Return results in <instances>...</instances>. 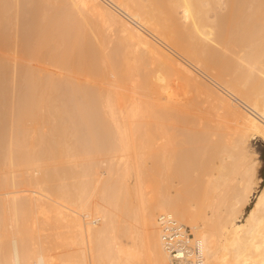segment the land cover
Returning a JSON list of instances; mask_svg holds the SVG:
<instances>
[{"label":"bare ground","instance_id":"bare-ground-1","mask_svg":"<svg viewBox=\"0 0 264 264\" xmlns=\"http://www.w3.org/2000/svg\"><path fill=\"white\" fill-rule=\"evenodd\" d=\"M36 1L33 11L42 14L36 17L43 20L41 23L37 20L39 25L36 23L38 31L37 26L33 31L34 40L31 36L32 39H25V36L24 41H34L30 48L26 41L27 49L24 47L26 42L22 41V44L20 37L17 39L20 31L17 32V25L22 18L21 1L0 0V27L5 29L1 33L0 28V61L6 58L18 64L21 53L17 50V56L15 49L22 45L21 48L29 53L26 60L20 55L23 56L21 61H26L24 65L21 61V65L18 64L19 69L23 65L22 74L18 73L20 70L17 72L18 67L16 69L13 61L9 65L3 60L7 65L5 71L0 63L7 79L1 75V69L0 77L16 84L18 73L25 86L21 102L11 104V108L5 107L10 111L2 109L6 112L2 113L6 122L0 121L6 125L2 124L3 130L8 131L6 127L11 126L9 132L5 130V135L0 137V158L3 157L5 164L10 166L7 171H1L0 167V210H10L22 225L29 222L35 227L52 218L61 231L53 237L57 243L55 250L51 249L59 252L51 250L50 253L47 245L43 241H34L33 236H28V240L26 235L38 231L30 233L25 226H20L18 231L6 235L5 243L0 233V264H168L169 255L162 245L157 224V215L166 211L175 213L200 238L204 264H264L263 183L245 222L239 215L257 192L256 186L262 178L257 177V164L248 154L246 143L252 135L264 139V0ZM91 17L109 33L117 27L125 42H120L110 52L107 50L110 37L107 33L101 34L100 30L102 44H97L96 37L83 29L86 23L94 22ZM4 42L9 43L7 48L13 55L9 53L6 57V51H1ZM232 42L240 44L242 49L239 54L235 51L236 58H232V50L237 49L235 46L232 49V45L233 54L226 58L222 51ZM172 50L187 61L178 59ZM130 53L144 59L148 68L151 64L155 66L154 69L151 67V73L147 71L148 81L144 79L147 74L144 71L141 72V75L144 73L143 83L134 79L136 68L131 64ZM188 61L211 79L218 88L216 91L220 90V93L215 92L221 110L231 111L235 120L233 125H237L232 139H223L228 134L225 133L216 142L214 140V144L207 142L203 152L208 151L209 156L204 161L200 158L198 164L203 176L197 172L200 178H196L198 183L203 181V192L182 188L185 193L171 194L169 187L170 194H165L158 188L159 184L155 186L157 193L147 198L143 174L136 169L137 162L131 159V154L136 152H132L137 147L133 143L135 139L157 144L152 160L157 169L163 165L182 174L196 167V156L199 158L197 150L188 155L185 151V154L177 153L178 161L174 150L168 149L176 132L172 135L173 130L165 128L162 122L165 118L178 119L177 113H180L177 108L182 99L175 94L173 75L181 73L187 81L198 83L199 74L185 63ZM230 71L235 77L229 80L230 76L226 78L225 72ZM106 72L110 76L106 79L108 84L104 81L108 77ZM60 89L69 95L66 98L73 104L64 99ZM177 96L180 97L178 103ZM184 105L179 106L185 108ZM152 112L157 119L154 128L152 122V126H148L149 123L145 126L141 121V116L149 113L150 117ZM188 113L186 110V116ZM6 133H10L9 137ZM204 134L194 136L204 142L208 139ZM3 136L8 138L3 140ZM147 152L152 153V150ZM101 155L105 159H97ZM63 157L69 158L66 161L72 165L51 166L48 163L50 158ZM79 158L83 161L78 162ZM216 158L219 162L214 161ZM105 161L107 165L102 167ZM17 162L21 163L22 170L14 169L19 165ZM173 171L168 172L169 176L174 174ZM193 173L195 175L194 170ZM69 180L71 182H67ZM232 181L236 184L232 187L231 202L225 210L219 209L216 204L226 202L225 188ZM199 186L201 188V184ZM204 203L208 204L207 208ZM61 248L65 250L60 252Z\"/></svg>","mask_w":264,"mask_h":264},{"label":"rangeland","instance_id":"rangeland-1","mask_svg":"<svg viewBox=\"0 0 264 264\" xmlns=\"http://www.w3.org/2000/svg\"><path fill=\"white\" fill-rule=\"evenodd\" d=\"M21 1V3H20V8H21V10H22V14L20 13V15L22 16V18H20V20H19V24L17 25V32L19 31V34H18V37H17V39L20 37V43H22V44H24V42H28V43H30L29 44V48H30V45H31V43H32V45H33V42L34 41H31V40H25L24 41V38H25V36H26V38L25 39H27V38H29V39H32V40H34V37H35V35H33V34H35L33 31L35 30V26H37L36 27V31H38V25H39V23H38V21L37 20H39V18H42V17H40L42 14H40L39 12H37V14H40V16H39V18L37 19V14H36V12L34 13V9H35V6H36V0H20ZM34 2V3H33ZM34 10V11H33ZM43 16V15H42ZM92 19H91V21L93 20L94 22H92V23H86L84 26H86V27H83V29L84 30H86V31H88L87 33L89 34V33H91V34H89V35H91L92 37H96V41H97V44H98V42L100 43V44H102V42H100L101 40H102V38H103V36L101 35V34H106V36L109 38L107 41H109L110 40V43L109 42H107V50L108 51H112V50H114V48H116V46L120 43V42H125V41H123L122 40V35H121V33L119 32V29L117 28V27H114L113 28V32L112 31H110V33H109V31L108 30H106V29H103L104 27H101L102 25L100 24V22L96 19V18H94V17H91ZM22 19V20H21ZM40 20H43V19H40ZM40 20H39V22H40ZM21 21H22V23H21ZM90 21V22H91ZM36 23H38V25L36 24ZM41 23V22H40ZM94 23V24H93ZM20 24H22V26H21V28H22V30H21V28H20ZM90 24V25H89ZM100 24V25H99ZM92 25H94V26H92ZM18 26H19V28H18ZM28 26V27H27ZM91 28H90V27ZM99 26V27H98ZM6 27V26H5ZM31 27V28H30ZM89 27V28H88ZM92 27L94 28L93 30H92ZM1 28V27H0ZM88 28V29H87ZM2 30V32L1 33H4L5 31V29L3 30V28H1ZM99 29V30H98ZM100 30L102 31V32H100ZM93 31H94V33H93ZM24 32L26 33V34H24ZM27 32H28V34H27ZM32 32V33H31ZM101 34H100V33ZM105 32V33H104ZM0 33V34H1ZM23 33V34H22ZM116 33V34H115ZM118 33V34H117ZM21 34V35H20ZM96 35V36H93V35ZM110 34H111V36H110ZM20 35V36H19ZM23 35V36H22ZM22 36V37H21ZM32 38H31V37ZM23 38V40H21ZM119 38V39H118ZM100 39V40H99ZM22 41H24V42H22ZM31 41V42H30ZM25 43V46L24 45H22V46H20L19 44L20 43H18V45L20 46V48H18V46H17V48L18 49H15L16 50V54H17V56H18V52L20 51V53L21 54H19V57H20V60H19V65H21V62L23 63V65L25 64V62H23L24 60H26V55L27 54H29L28 52H27V49H28V47L26 46V44H28V43ZM5 43V42H4ZM106 43V42H105ZM231 43V42H230ZM229 43V47H227V50L226 49H224V51H222L223 52V56L224 57H226L227 58V56H229L230 57V55L232 56V54L235 52V53H237V54H239V52L238 51H240V48L242 49V47H240L241 45L240 44H238L237 42H232L233 44H230ZM236 45H235V44ZM9 43H5V45L3 44L2 46H4V47H2L1 49H3V50H1V51H6L4 54H6V57H7V55L10 53V54H12L13 55V52H9V51H12V50H10L9 49V51H8V48H7V45H8ZM109 44V45H108ZM31 45V46H32ZM233 45V46H232ZM240 45V46H239ZM27 47V49H26V51H25V49L24 48H21V47ZM232 46V47H231ZM237 47V49L235 48V47ZM125 46L124 45H122V48H124ZM232 49H234L235 48V50H232V52H231V48ZM239 48V49H238ZM32 49V48H31ZM228 49H229V51H230V53H229V51H228ZM17 50H18V52H17ZM23 51V52H22ZM30 51V50H29ZM173 51V50H172ZM15 52V51H14ZM24 52H27L26 54L24 53ZM175 51H173V53H174ZM24 53V54H23ZM177 52H175L174 53V55H176V56H178V54H176ZM232 53V54H231ZM234 53V54H235ZM4 54H3V56H4ZM233 54V56H232V58H236V54L234 55ZM12 55H10V56H12ZM20 55H24V60L23 61H21V58L23 57H21ZM133 54L132 53H130V57L132 56ZM9 56V55H8ZM28 56V55H27ZM235 56V57H234ZM5 57V56H4ZM181 57V58H180ZM228 57V58H229ZM18 58V57H17ZM17 58L15 59L16 61H17ZM183 57L182 56H178V59H180V60H184V61H187V60H185V59H182ZM232 58H229V59H232ZM1 59V58H0ZM3 59V58H2ZM5 59V60H4ZM3 60L5 61V63H7V64H9V65H11L10 64V62L11 63H13L10 59H6V58H4ZM3 60H1L0 61V63L2 64L3 63V69H4V71H5V69L7 70V68H5V67H7V65L5 66V64H4V61ZM143 60V61H142ZM21 61V62H20ZM130 61H132L131 62V64L133 65V66H135V68H136V70H134V79H136L137 80V82L139 81V83H143L144 81V79L146 80V81H148V79L150 78V76L148 77V74L149 73H151L152 71L151 70H153L154 68H155V66L153 67V64H151L150 66H149V68H148V65H147V62L144 60V59H141V58H139L138 56H135V57H131V60ZM16 63V69H17V67H18V64H17V62H14L13 64H15ZM187 65H191V63H189V61L188 62H185ZM1 64H0V66H1ZM12 64V65H13ZM146 64V65H145ZM23 65L21 66V68L23 67ZM5 66V67H4ZM137 66V67H136ZM2 67H0V69L2 70ZM9 68L11 67V66H8ZM25 67V66H24ZM144 67H146V68H144ZM153 69H152V68ZM20 68V69H21ZM142 68H143V70H142ZM191 68H194V70L196 71V74H199V77L197 78V79H199L198 80V83H192L190 80H188L187 81V79H185V77L180 73V74H178V75H173V81H172V83H173V86H175L174 88H175V92H177V93H175V94H177V95H180V97H181V103L179 102L178 103V100H179V96H177L178 97V99L176 100V102L180 105H184L185 106V108L183 107L182 108V106H179L178 105V108H177V111L178 112H185V113H183L184 114V116L186 117H184L183 116V114H181V116L182 117H180V113H177V116H178V119L179 120H182V119H184V120H182V122L181 121H178V119L177 118H175V119H162L163 121V125H164V127L166 128V127H168V130L170 129V131L171 130H173L171 133H172V135H173V133L174 132H176V133H174V135L172 136V140L170 141V144H169V146H168V149H171V150H174V152L177 154V153H184L185 151H186V154L185 155H188V153H196V152H193L194 150L196 151H198L200 154L198 155V157L199 158H197V156H196V159L198 160H196L195 162H196V167H194V168H192V169H190V170H186V171H184V172H182V174H181V172L180 173H178L179 171H175L176 169L174 168V171H173V168H171V169H168V168H166V167H164L163 165H161V167L160 168H158V169H160V173L157 171L158 169H157V167H155V162H153L154 161V153L156 152L155 151V149L157 150L158 148V146H157V144H153V145H151L150 144V142H143L144 140H141V138L139 139H135L134 140V145H137V147H138V144H140L141 146H139V148H137L136 146H135V150L133 149V151L132 152H134V151H136V152H134L135 154H136V157H134L135 156V154L133 153V154H131V159L133 160V162H137V165H136V163H134V166L135 167H137L136 169H138V171H140L142 174H143V179H144V185H145V188H146V190H145V192H146V197L148 196L149 198H151V197H153L156 193H157V191L158 190H156V189H160V190H162V193H165V194H170V191H169V187H171V194H174V193H177V192H184L185 193V191H183V190H187V189H190V190H192L193 191V189H195L194 191L195 192H197L196 190H198V191H200V190H202L201 192H203V188H202V184H203V181L201 182V181H199V183H198V180L199 179H196V178H200V176H199V174L200 175H202L203 176V171H202V169L200 168V162H201V159L200 158H202V161H204L206 158H207V156H209L208 154H209V152L208 151H206V152H203V150H206V147H207V144L208 143H210V145H212V144H214L220 137L222 138V136L225 134V133H228L227 135L225 134V136L223 137V139H225V140H230V139H232V137H233V135H232V132H233V129L235 128V126L237 125V123H236V125H233L234 123H235V120H234V118L232 117V115H231V111L230 112H228V110H225V109H222L221 110V108H222V106H221V104H220V102H219V100H218V97H217V93H220L219 91L220 90H218V91H216L218 88H216V86L214 85V84H212L211 83V79H208L209 77L207 76V75H205V74H203L199 69H197L194 65H193V67H192V65H191ZM19 69V67H18V70H17V72L20 70ZM151 69V70H150ZM0 70V71H1ZM22 70H24V69H22ZM22 70H20L18 73H20V72H22ZM150 70V71H149ZM198 70V71H197ZM106 71H109V70H107L106 69ZM142 71H144V73L146 74V75H144V73H142V75H144L145 77H144V79L142 78V75H141V72ZM146 71V72H145ZM149 73H148V72ZM138 72V73H137ZM215 72L217 73V71L215 70ZM231 72V71H230ZM230 72H225V77L226 78H228V76H230L228 79L230 80L231 78H233V77H235L234 76V74H232V72L230 73ZM4 72H3V70H2V72H1V75H3L4 76V74H3ZM17 73V80L18 81H20V82H18V81H16L15 83L16 84H12L11 83V81L10 82H8L7 80H4L5 78H6V76H4L5 78H3L2 76L0 77V121H1V119H4V114H2V113H6L5 111L3 112V110L4 109H6L5 107L6 106H8L9 105V107L11 106V104H15V105H17V104H19L21 101L20 100H22L23 99V95H24V92H25V86H24V82H23V84H22V82L21 81H23V80H21L19 77L21 76V75H19ZM23 73V72H22ZM22 73H20V74H22ZM107 73V72H106ZM200 73H202V74H200ZM212 73H214L213 71H212ZM229 73H230V75H229ZM108 75V77L107 78H105V82L108 84V80H106V79H108L110 76H109V72L107 73ZM227 74V75H226ZM232 74V75H231ZM139 75V76H138ZM183 77H181V76ZM85 76H88V74L87 75H85ZM201 76V77H200ZM139 77H141V78H139ZM148 77V78H147ZM175 77V78H174ZM176 77H180L179 78V80H178V78L176 79ZM207 77V78H206ZM87 78H89V77H87ZM182 78V79H181ZM7 79V78H6ZM8 79H10L9 78V75H8ZM110 79V78H109ZM185 81H187V82H184V80ZM63 80V79H62ZM85 80H88V79H86L85 78ZM208 80V81H207ZM104 81H101V82H103L102 84H104L105 82ZM180 82V84H179V82ZM6 82V83H5ZM176 82V83H175ZM206 82V83H205ZM10 83V84H9ZM63 83H64V81H63ZM203 83H205V85L206 84H208V85H203L204 86V88L205 87H207V89H205V91L203 90L204 88H203V86H202V84ZM184 84H186V85H184ZM180 86V88H179V86ZM188 85V86H187ZM199 85V86H198ZM211 85V86H210ZM214 85V86H213ZM65 86V85H64ZM178 86V87H177ZM182 86V87H181ZM185 86V87H184ZM193 86V87H192ZM15 87V88H14ZM17 87V88H16ZM24 87V88H23ZM184 87V89H181V88H183ZM190 87V88H189ZM192 87V88H191ZM195 87V88H194ZM209 87V88H208ZM6 88V89H5ZM176 88L177 89H179V90H176ZM211 88V90H210V92L208 91L209 89ZM13 89H14V91H13ZM16 89V90H15ZM192 89H194V90H192ZM183 90V91H182ZM23 91V93H21ZM60 91L62 92V89H60ZM211 91L212 92H214V94H215V96L213 95V93H211ZM217 93H216V92ZM3 92H4V94H3ZM15 92V93H14ZM60 92V93H61ZM64 92V91H63ZM63 92H62V94H63ZM184 92V93H183ZM187 92V93H186ZM59 93V92H58ZM57 93V94H58ZM190 93H193V94H190ZM209 93H210V95H212V96H210L209 95ZM66 93H64L63 94V96L65 95ZM185 94H187V95H185ZM189 94V95H188ZM197 94V95H196ZM208 96H207V95ZM3 95V96H2ZM191 95V96H190ZM193 95H194V98H192L193 97ZM196 95V96H195ZM198 95H199V97H198ZM7 96V97H6ZM60 96V95H59ZM206 96V97H205ZM216 98H214V97ZM66 97H69V95H65L64 96V99L66 100V101H68V103H69V100H70V98H66ZM208 97H211V99L209 98V100L211 101H209L207 98ZM213 97V98H212ZM61 98V97H60ZM190 98H192V99H190ZM62 99V101H63V97L61 98ZM72 99V98H71ZM204 99H205V101H204ZM214 99V101H212ZM5 100V101H4ZM150 100V99H149ZM194 100H196V101H194ZM207 100H208V102H207ZM17 101V102H16ZM71 101V100H70ZM148 101V100H147ZM185 103H184V102ZM188 101H189V103H188ZM191 101V102H190ZM195 103H193V102ZM217 101V102H216ZM3 102V103H2ZM150 103H151V101H149ZM153 102V101H152ZM210 102V103H209ZM70 103H72L73 104V102H70ZM69 103V104H70ZM187 103L189 104V105H187ZM198 103V104H197ZM165 104H166V102H165ZM164 104V105H165ZM194 104V105H193ZM214 104L215 105H217V106H214ZM2 105V106H1ZM167 105V104H166ZM220 105V106H219ZM8 107V108H9ZM157 107H160V106H157ZM161 107H163V105L161 106ZM188 107V108H187ZM7 108V109H8ZM11 108V107H10ZM180 108H182V109H180ZM216 108V109H215ZM3 109V110H2ZM7 109H6V111H7ZM199 109V110H198ZM9 110V109H8ZM149 110H151L150 108H149ZM148 110V111H149ZM180 110H182V111H180ZM186 110H187V112H190V113H188L187 115L188 116H186ZM192 110V111H191ZM10 111V110H9ZM9 111H8V114H9ZM223 111H224V113H223ZM151 112V111H150ZM11 113V112H10ZM223 114V116H222V114ZM8 114H7V116H8ZM151 114V116L149 117V113H146L145 114V116H141V121H144L143 123H144V125L145 126H147V123H149L148 124V126H152V124H151V122L153 123V128L155 127L154 125H156L155 124V121H157V119H156V115L154 116V114H153V112L152 113H150ZM179 114V115H178ZM190 114V115H189ZM194 114H196V115H194ZM206 114H209V116L208 115H206ZM230 116H229V115ZM10 115V114H9ZM194 115V116H193ZM225 115V116H224ZM7 116H5V117H7ZM1 117H3V118H1ZM10 117V116H9ZM147 117V118H146ZM192 118V121H188V119L190 120L191 118ZM206 117H208V118H206ZM210 117V118H209ZM221 117H223V119L225 120H223V119H221ZM229 117V118H228ZM232 118H233V120H234V122H232L233 120H232ZM10 119V118H9ZM177 119V120H176ZM208 119H209V121H208ZM228 119H229V121H228ZM165 120V121H164ZM175 120V121H174ZM11 121V120H10ZM148 121H150V122H148ZM170 121H172V122H170ZM187 121V122H186ZM228 121V122H227ZM4 122H6V120L4 119ZM4 122H0V127L2 128V127H5L6 125H5V123ZM166 122V123H165ZM231 122H232V124H231ZM4 123V125L5 126H3L2 124ZM10 123V122H9ZM167 123H170V124H173V125H170V124H167ZM220 123L222 124V125H220ZM230 123V124H229ZM7 125H8V122L6 123ZM207 124V125H206ZM10 125V124H9ZM8 125V127H6L7 129L9 128V130H10V126ZM225 127H224V126ZM172 126V127H171ZM227 126V127H226ZM204 127H206V128H204ZM223 127V128H222ZM0 128V129H1ZM224 128H226V129H224ZM229 128V129H228ZM4 128H2L1 130H2V132H4V133H2L1 132V130H0V137H2V135L1 134H3V135H5V132L7 131L6 129V131L5 130H3ZM199 129V130H198ZM208 129H210V130H208ZM223 129V130H222ZM9 130L7 131V133L9 132ZM187 130H189V131H187ZM192 130V131H191ZM193 130H194V132L196 131V133H194L193 132ZM202 130V131H201ZM206 130V131H205ZM225 130V131H224ZM199 133H198V132ZM204 131V132H203ZM220 131V132H219ZM202 132H203V134L204 133H207V134H204V135H207V137H208V139H206L204 142L203 141H200L199 142V139H197L195 136L196 135H200V133H201V135H203L202 134ZM214 132V133H213ZM221 134V136H220V134ZM6 133V134H7ZM194 133V134H193ZM219 134V136L218 135H216V134ZM10 134V133H9ZM9 134H7V136L9 137ZM192 134H193V136H192ZM223 134V135H222ZM232 136H231V135ZM175 135H177V136H175ZM184 135V136H183ZM195 135V136H194ZM200 135V136H201ZM210 135V136H209ZM174 136H175V139H174ZM191 136H192V138H191ZM214 136V137H213ZM218 138H217V137ZM227 136V137H226ZM6 137V136H5ZM8 137H6V138H8ZM6 138H4V136H3V140L4 139H6ZM184 138V139H183ZM196 138V140H194ZM227 138V139H226ZM229 138V139H228ZM183 139V140H182ZM187 139V140H186ZM217 139V140H216ZM136 140H140L141 141V143H140V141L139 142H137ZM208 140V141H207ZM214 140H215V142H214ZM5 141H7V140H5ZM135 141L138 143H135ZM213 141V142H212ZM192 142V143H191ZM202 142V143H201ZM208 142V143H207ZM4 143V142H3ZM144 143V144H143ZM200 143L202 144V145H200ZM2 146L1 147H3V144H1ZM150 145V146H149ZM173 145V146H172ZM197 145H199V146H197ZM246 149H247V152H248V154L250 155V156H252V159H257V161L254 159V162L257 164V168H258V170L256 171L258 174H257V177H262L261 178V180L258 182V184L257 185H259V186H256V189H257V192L254 194V196L252 195L251 196V199H250V202L248 203V205L243 209V211L241 212V213H239V215H240V219L243 221V222H245V220H246V215H247V213L250 211V209L252 208V206L254 205V203H255V201H256V195L258 194V192L260 191V189H261V187H262V185L264 184V177H263V175H262V173H264V139H263V137H261V136H257V135H252L250 138H249V140H247V143H246ZM157 146V147H156ZM196 146H197V148H196ZM202 146L204 147V148H202ZM153 147V149H154V151H153V149H151ZM172 147V148H171ZM150 148V149H149ZM189 148V149H188ZM191 148V149H190ZM198 148H199V150H198ZM148 149V150H147ZM179 149H181L180 151H179ZM151 151L152 150V153L150 154V153H148L147 151ZM184 150V151H183ZM189 150H190V152H189ZM137 152H139L138 154H137ZM150 154V157H149V155L148 154ZM182 153V154H183ZM153 154V155H152ZM179 154H177L176 155V158L178 159V155ZM205 154V155H204ZM185 155H183V156H185ZM204 155V156H203ZM202 156V157H201ZM103 159L104 157L101 155V156H99V158H97V159H99V160H101V158ZM204 157V158H203ZM134 158V159H133ZM135 158H136V160H135ZM1 160H0V167H1V171H4V170H9L10 169V166L6 163L5 164V162H6V160L5 159H3V157L2 158H0ZM64 159V160H63ZM67 159H69V158H67V157H63V158H59V159H56V158H50L49 159V161H48V163L49 164H51V166H54V165H62V164H64L65 166H67V164H68V166L69 165H72V162H68V161H66ZM80 159V160H79ZM78 159V162H82L83 160L81 159V158H79ZM105 159V158H104ZM116 159V158H115ZM114 159V160H115ZM138 159V160H137ZM147 159H148V161H147ZM57 160H58V162H57ZM63 162H65V163H63ZM135 160V161H134ZM150 160H151V162H150ZM153 160V161H152ZM60 161V162H59ZM178 161H179V159H178ZM214 161H217V162H219L218 161V159L216 158V159H214ZM45 162V161H44ZM51 162V163H50ZM173 162H176V161H173ZM60 163V164H59ZM154 163V164H153ZM16 164H19L18 166H14V169H16L17 167V169L16 170H22V168L23 167H19L20 166V162H17ZM48 164V165H49ZM103 166H102V163H101V166L102 167H104L105 165H107V161H105V162H103ZM146 164V165H145ZM149 164V165H148ZM150 164H152L153 166H151ZM199 164V165H198ZM5 165H8V166H6V168L4 167ZM3 167V168H2ZM102 167H100V169H102ZM146 167V168H145ZM5 168V169H4ZM145 168V169H144ZM197 168V169H196ZM78 169V168H77ZM156 169V170H155ZM168 169V170H167ZM195 169L196 170H198V171H195ZM201 169V170H200ZM262 169H263V171H262ZM170 170V171H169ZM192 170V171H191ZM193 170H194V172H195V175H194V173H193ZM0 171V172H1ZM172 171L174 172V174H175V177L177 176V177H181V178H174V174L172 175V176H169L170 174L168 173V172H170V173H172ZM190 171V172H189ZM163 172V173H162ZM199 174H198V173ZM202 172V173H201ZM144 173H146V174H148V175H145ZM159 175H158V174ZM154 174H155V176H156V178L154 177ZM191 174H193V175H191ZM197 174V175H196ZM179 175V176H178ZM182 175V176H181ZM198 176V177H197ZM145 177V178H144ZM204 177H206V176H204ZM150 178V179H149ZM169 178H171V179H169ZM184 178H188V180L187 179H185L184 180ZM194 178L196 179V182L194 181ZM152 179V180H151ZM179 179V180H178ZM193 179V180H192ZM147 180V181H146ZM192 180V181H191ZM72 181H74V180H72ZM156 181L157 182H159L158 184L156 183ZM191 181V182H190ZM193 181H194V183H193ZM67 182H71V180H69V181H67ZM147 184H146V183ZM175 182V183H174ZM182 182V183H181ZM187 182H188V184H187ZM153 183V184H152ZM156 183V184H155ZM162 183V184H161ZM180 183V184H179ZM184 183H185V185H184ZM263 183V184H262ZM160 184V186H158V188L156 187L155 188V186H157V185H159ZM199 184H201V188H200V186H199ZM236 184V182H234L233 183V181L232 182H230V183H228V185H227V187L226 188H228V189H226L225 188V193H226V196H225V199H226V202H224V204L223 203H219V204H216V206L219 208V209H221L222 208V210L224 209H226L227 208V206H229V203L231 202V199H232V187H233V185H235ZM148 185V186H147ZM149 185H151L150 187H149ZM180 186H182V187H180ZM188 186V187H187ZM164 189H163V188ZM174 187H175V189H174ZM177 187H178V189H177ZM187 187V188H186ZM148 188V189H147ZM165 188L167 189V190H165ZM182 188H183V190H182ZM260 188V189H259ZM154 189V190H153ZM176 190V191H175ZM189 190V191H190ZM167 191V192H166ZM169 191V192H168ZM201 192H198L199 194L201 193ZM191 193V192H190ZM228 194V195H227ZM153 195V196H152ZM151 196V197H150ZM147 197V198H148ZM255 198V199H254ZM255 200V201H254ZM252 201V202H251ZM254 202V203H253ZM205 204V203H204ZM203 204V206H206V208H207V206H208V204H205L204 205ZM198 205V204H197ZM199 206V205H198ZM245 211H246V213H245ZM6 212V213H5ZM11 213V214H10ZM13 214V215H12ZM244 214V215H243ZM5 215V216H4ZM243 215V216H242ZM11 216V217H10ZM12 216H13V218H12ZM11 218V219H10ZM6 221H5V220ZM49 220V221H48ZM48 220L46 219V221H42L39 225L40 226H38V227H35V226H33L31 223H24V225H22V222L20 221V220H17V218H16V216L14 215V213L12 212V211H10V210H8V212H7V210H5V211H1L0 210V223H1V226H0V233H2L3 234V236H4V234H5V236H4V238L6 237V235L8 236V235H10L13 231H16V229H17V231L19 230V227L21 226V227H23V226H25V229L26 230H28L30 233H32L34 230H36V231H38V232H35V233H37L38 234V236L33 232L32 234H34V235H26V237H27V239L29 240L30 238L28 237V236H33L34 237V241H43V244L47 247V249H48V251H50V253H57V252H59L57 249H56V251H54L55 249H54V245H55V243H57L56 242V240L57 239H55L54 240V238L56 237V235H57V233L59 232V231H61V229L59 228V227H56L55 225H54V221H53V219L51 218H48ZM2 221H4V222H2ZM20 221V222H19ZM10 222H12V223H10ZM8 223V224H7ZM239 223V222H238ZM20 224V225H19ZM4 225V226H3ZM5 225H7V226H5ZM33 228H32V227ZM42 226V227H41ZM7 227V228H6ZM37 228V229H36ZM42 228V229H41ZM47 228V229H46ZM52 228V229H51ZM4 229V230H3ZM2 230H3V232H2ZM12 230V231H11ZM8 231V232H7ZM44 232V233H43ZM8 233V234H7ZM42 233V234H41ZM39 234H41V235H39ZM51 234V235H50ZM46 237H45V236ZM3 236L1 237L2 238V241L5 243L6 242V238L4 239L3 238ZM42 238H41V237ZM37 238V240H36V238ZM45 237V238H44ZM48 237V238H47ZM54 237V238H53ZM0 238V239H1ZM39 238V239H38ZM43 238H44V240H43ZM54 240V242H52L53 240ZM5 240V241H4ZM46 240V241H45ZM59 240V239H58ZM54 243V244H53ZM49 245V246H48ZM53 247V249H51ZM62 250H60V252L61 251H63V250H65V249H63V248H61ZM51 250H52V252H51Z\"/></svg>","mask_w":264,"mask_h":264},{"label":"built area","instance_id":"built-area-1","mask_svg":"<svg viewBox=\"0 0 264 264\" xmlns=\"http://www.w3.org/2000/svg\"><path fill=\"white\" fill-rule=\"evenodd\" d=\"M157 224L162 245L169 255L168 264H204L200 238L195 236L191 226L169 211L157 215Z\"/></svg>","mask_w":264,"mask_h":264},{"label":"trees","instance_id":"trees-1","mask_svg":"<svg viewBox=\"0 0 264 264\" xmlns=\"http://www.w3.org/2000/svg\"><path fill=\"white\" fill-rule=\"evenodd\" d=\"M262 171H263V169H262ZM262 175H263V177H264V173H262Z\"/></svg>","mask_w":264,"mask_h":264}]
</instances>
